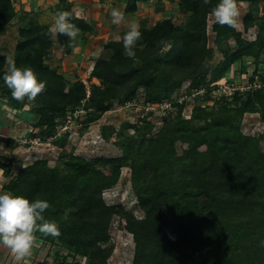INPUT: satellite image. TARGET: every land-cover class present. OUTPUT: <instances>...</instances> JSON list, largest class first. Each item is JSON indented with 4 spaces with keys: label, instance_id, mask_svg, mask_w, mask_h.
I'll list each match as a JSON object with an SVG mask.
<instances>
[{
    "label": "trees",
    "instance_id": "1",
    "mask_svg": "<svg viewBox=\"0 0 264 264\" xmlns=\"http://www.w3.org/2000/svg\"><path fill=\"white\" fill-rule=\"evenodd\" d=\"M58 1L67 3L71 10L69 0ZM145 1L125 0L123 12L135 13ZM170 1L177 2L187 20L175 24L165 18L152 27L140 28L142 38L133 58L123 54L122 38L103 45L105 55L94 60L90 73L100 84L89 85L90 95L84 103L85 85L76 81L67 86L63 76L45 63L53 46L70 54L72 39L58 33L53 39L47 27L30 19L19 29L14 58L17 66L32 68L46 81V88L31 99L38 104L34 126L42 129L43 137H53L59 120L81 105L92 112L86 113L81 123L87 127L110 109L113 100L125 103L143 88L145 101L157 103L169 95L176 82L199 73L207 16L217 0L207 4L204 0ZM13 18L12 0H0V34ZM71 21L81 29L79 35L93 33V25L84 19L72 14ZM242 23L244 30L257 26L255 41H241L240 34L227 25H212L217 36H232L239 44L225 52L206 84L220 80L244 57L252 59L242 64L243 71L252 65L249 83L257 77L261 85L243 94L235 91L230 101L220 95L225 104L222 116L206 117L204 124L196 127L195 113L188 121L164 123L151 138L146 136L153 126L143 122L142 129H135L139 141L124 140L121 148L127 152L123 157L88 161L59 155L54 167H48L45 160L27 165L3 186L4 192L49 202L45 219L55 222L60 234L36 231L34 236L41 244L65 250V254L56 253L61 264L68 259L73 264H81L79 259H85L86 264H107L113 251L112 245H105L114 207L106 205L103 191L117 184L123 167L131 171L132 190L143 213V218L137 219L120 211L125 229L135 237L131 264H264V246L260 245L264 240V153L259 149L264 130L257 138L242 135L228 114L256 113L264 124V23L251 13ZM7 59L0 54V85L5 87L2 76ZM203 81L191 86L204 85ZM4 92L11 95L9 88ZM228 104L233 107L227 108ZM177 142L187 145L180 155L175 149ZM200 147L205 150L200 151Z\"/></svg>",
    "mask_w": 264,
    "mask_h": 264
},
{
    "label": "rangeland",
    "instance_id": "2",
    "mask_svg": "<svg viewBox=\"0 0 264 264\" xmlns=\"http://www.w3.org/2000/svg\"><path fill=\"white\" fill-rule=\"evenodd\" d=\"M237 2L240 16L239 23L234 30L240 34L241 41L253 42L256 39L257 26L244 30L242 22L245 16L251 13L253 18L264 23V0H257L256 3L243 0H237ZM79 3L84 10L82 19L87 21L88 16L85 12H91L90 8L93 6V2L81 0ZM218 3L219 0L216 1L215 6ZM12 11L14 12L13 20L0 34V54L5 55L8 59L15 58L17 54L15 46L20 41L18 31L28 24L29 19L35 21L39 26L47 27L50 37L54 39L55 32L52 31V28L55 14L58 11L71 12L67 3L59 4L58 0H12ZM91 16L93 15L91 14ZM165 18H171L175 24H182L187 20V15L181 14L177 2L170 0H151L147 4L141 3L137 11L132 13L129 21L124 22L121 29L112 31L106 41L120 40L115 36L122 38L127 31L126 24L133 20L138 22L140 28H149ZM214 22H216L214 17L209 14L206 21L204 60L197 75L194 77L191 75L176 82L169 95L157 103L145 101L143 88H139L130 101L122 103L113 100L110 102V109L87 127L81 124L85 116L79 119L72 117L71 119L68 116L72 115L74 111H69L65 118L59 120L54 136L43 137L40 133L42 129L34 126L37 121V116L34 114V110L38 107L37 102L28 98L17 100L12 95H6L4 91L8 87L0 85V168H2L0 174H2L3 186L27 165L45 160L48 167H54L59 155L71 154L88 161L100 157L106 159L123 157L127 152L121 148L122 145H125L124 140L134 138L139 141V138L135 136V129L137 127L142 129L143 122L153 126L146 136V138H151L157 134L164 123L178 122V120L188 121L195 113L198 116L196 127L203 125L206 117L222 116L220 110L225 104L219 99L220 91H217L219 86L226 83L231 84L234 89L239 88L241 91L238 92L243 94L252 90L251 88H258L261 81L255 77L256 82L252 85L249 83V77L253 70L252 65L243 71L242 64L248 63L252 59L243 57L241 61L233 63L230 70L220 80L213 84H206L211 79L213 69L219 66L222 61L225 52L229 51L230 53L239 44L232 36L226 39L224 36H217V33L212 30ZM101 51L100 56H104L103 47ZM261 54L264 57V50ZM77 55L80 58L82 54L79 51L75 52L72 58L69 57V54L65 55L56 46H53L45 63L63 76L67 86H71L76 81H85L88 85L99 86L100 80L90 76V64H87L86 60L75 58ZM96 58L93 56L92 61ZM78 61H81L82 65H76L79 63ZM5 69H7V65ZM201 80H204V85L191 86L192 83ZM226 97L230 101L231 96L227 95ZM226 107L232 108L233 106L228 104ZM76 110L87 113L86 116L92 114V112L85 111L83 105L77 107ZM228 114L230 121L238 127L242 135L257 138L263 133L264 124L259 114L239 115L236 113V116L234 112ZM186 148V144L180 142L175 144L176 152L179 155ZM259 149L264 153V139L259 142ZM199 150L204 151L205 147H200ZM103 170L108 173L107 168ZM130 174L131 171L128 167L121 168L117 184L103 191V200L106 205L114 207L107 232L109 242L105 245H112L113 251L107 264H131L133 259L135 237L125 229V221L120 217V211L123 209L137 219L143 218V213L138 208ZM56 253L60 255L66 252L58 246L50 243L41 244L35 239L32 254L26 259L29 264H61V259H56ZM79 260L81 264H86L85 259ZM73 263L72 259H68L63 264ZM20 264H24V262L22 261Z\"/></svg>",
    "mask_w": 264,
    "mask_h": 264
},
{
    "label": "clouds",
    "instance_id": "3",
    "mask_svg": "<svg viewBox=\"0 0 264 264\" xmlns=\"http://www.w3.org/2000/svg\"><path fill=\"white\" fill-rule=\"evenodd\" d=\"M208 2L209 0H204L205 4ZM71 15L69 11H58L54 16L52 31L71 39L77 38L81 29L71 21ZM210 15L218 24L235 28L240 16L237 0H219L211 9ZM110 16L111 23L115 25H120L125 20V13L117 8L112 9ZM141 38L138 22H129L122 37L123 54L129 58L135 57L137 42ZM6 63L7 71L2 79L17 100H23L25 97L35 99L46 88V81L39 79L32 68L18 67L12 58L7 59ZM49 207L50 204L46 200L30 201L24 196L0 192V246L10 249L17 264L22 261L27 264L26 258L32 254L36 231L52 236L60 234L59 226L45 219L44 212ZM260 245L264 246V240L260 241Z\"/></svg>",
    "mask_w": 264,
    "mask_h": 264
},
{
    "label": "crops",
    "instance_id": "4",
    "mask_svg": "<svg viewBox=\"0 0 264 264\" xmlns=\"http://www.w3.org/2000/svg\"><path fill=\"white\" fill-rule=\"evenodd\" d=\"M79 1L81 2V0L70 1L72 3L71 13L78 18H82V14L84 10L81 8ZM86 1L93 2V6L90 8L91 12L90 13L85 12V13H87L86 15L88 16L87 21L91 22L94 30L92 34L78 35L77 38L72 39L71 52L69 54V57L73 58L72 56L73 53L79 51V53L82 55H80V58L78 57V55L75 58H79V60L80 59L86 60L87 64L88 63L90 64L89 69L92 70V66L94 64L93 62L94 60L92 61V57L93 56L98 57V55L100 56L102 54L101 48L107 42L106 40L107 38H109V34L114 30L121 29L124 26V22H128L132 14H125V20L122 21L120 25H115L111 23L110 13L113 8H117L123 12L125 0H86ZM148 2H151V0H146L145 2H143V4H147ZM91 14L93 16H91ZM115 37H119V36H115ZM60 57L62 56L60 55ZM78 62L79 63H76V65L77 64L82 65L81 61ZM90 70L89 72H91ZM1 171L2 168H0V172ZM0 192H4L2 174H0ZM0 264H17V262L14 260L13 254L11 253L10 249H7L4 246H0Z\"/></svg>",
    "mask_w": 264,
    "mask_h": 264
},
{
    "label": "built area",
    "instance_id": "5",
    "mask_svg": "<svg viewBox=\"0 0 264 264\" xmlns=\"http://www.w3.org/2000/svg\"><path fill=\"white\" fill-rule=\"evenodd\" d=\"M82 82L85 85V89H86V97L82 101L84 103L85 100H87L89 95H90V86L88 84H86L85 81H82ZM216 89H217V87H216ZM217 91H220V95L231 96L232 93H234L235 91H241V90H239V88L234 89L231 84L226 83L224 85L219 86ZM130 105H134V104H130ZM84 114L85 113L83 111L75 110L74 113L72 115L70 114L68 117H70L71 119H72V117H76V119H79V118H82L84 116ZM68 124H70L69 121H68Z\"/></svg>",
    "mask_w": 264,
    "mask_h": 264
}]
</instances>
